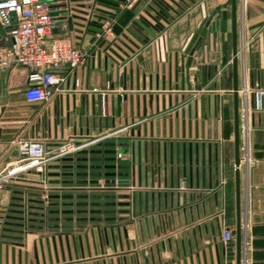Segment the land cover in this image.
<instances>
[{
    "label": "crops",
    "instance_id": "1",
    "mask_svg": "<svg viewBox=\"0 0 264 264\" xmlns=\"http://www.w3.org/2000/svg\"><path fill=\"white\" fill-rule=\"evenodd\" d=\"M52 1L54 33L88 57L55 69L63 91L46 105L24 101L26 68L0 69V173L14 166L17 136L82 147L0 190V264H235L230 0H134L141 23L118 35L74 15L99 22L126 9L123 0ZM237 20L239 86L252 70L264 89V0H237ZM253 114L240 130L251 160L240 164L243 264H264V95ZM112 178L129 182L104 183Z\"/></svg>",
    "mask_w": 264,
    "mask_h": 264
},
{
    "label": "built area",
    "instance_id": "2",
    "mask_svg": "<svg viewBox=\"0 0 264 264\" xmlns=\"http://www.w3.org/2000/svg\"><path fill=\"white\" fill-rule=\"evenodd\" d=\"M126 9L131 8L134 0H123ZM52 0H0V24L6 35L7 41H0V69L13 66H22L27 69L26 85L22 96L26 103L46 105L57 93L63 91L65 77L55 69L66 66L69 70L85 63L88 55L66 35L53 32L59 19L52 15L55 11ZM116 10H113L115 12ZM92 15H90L89 19ZM100 34L112 35L113 16H99ZM91 20V19H90ZM246 106L240 114L243 123L240 130H247L253 111L261 108V97L264 89L256 85L241 87ZM252 91V92H251ZM250 95H253V105H250ZM249 101V102H248ZM252 111H249L250 109ZM82 146L61 142L52 148L47 147L44 137L23 138L17 136L10 141L9 151L16 154L14 166L0 173V190L4 189L18 173L34 172L44 175L48 164L53 160L61 159L78 151ZM242 148V147H241ZM121 156V153H118ZM241 163L246 162L249 167L251 160L241 155ZM43 183V182H42ZM45 186V185H44ZM48 187H41L45 192L44 199H48ZM43 194L41 193V196ZM244 228V227H243ZM233 239L232 232L224 228L222 240L226 244ZM243 239V259L244 246Z\"/></svg>",
    "mask_w": 264,
    "mask_h": 264
},
{
    "label": "water",
    "instance_id": "3",
    "mask_svg": "<svg viewBox=\"0 0 264 264\" xmlns=\"http://www.w3.org/2000/svg\"><path fill=\"white\" fill-rule=\"evenodd\" d=\"M139 2V1H138ZM138 2L133 5L129 9H124L122 12H120L119 15L115 12H109L108 14L116 17L115 21L112 24V32L116 35L121 34L123 30L128 26L132 25L133 23H141V17H135V9L138 5ZM230 7H231V73H232V89L228 91L233 98V143H234V172L232 181L234 183V199H235V235H234V242H235V264H242L243 259V239H244V228L242 223V215H241V172H240V164H241V145H240V99H239V91L241 90L239 86L240 77H241V70L239 66V40H238V20H237V0H230ZM116 11H118L117 8H115ZM84 15H89L86 11H81ZM52 15H56V11L51 12ZM75 17L81 18L85 23H99L97 21L90 20L89 17L85 16H77ZM83 25L82 23H80ZM100 25V23H99ZM260 25V24H258ZM127 30V29H126ZM205 28H203L200 31V34L204 33ZM56 31V29H53V32ZM198 32L194 33L192 38L190 39V42L188 46L185 49V53L188 54L187 59L185 63L182 65V68L184 69V65L188 67L191 64L192 57L191 54L193 53L194 49L196 48L198 44ZM103 43V42H102ZM184 71H182L183 73ZM248 85L249 87H254V79H253V72L252 70L248 71ZM99 105L102 106V96L98 97ZM117 105L120 106V100H117ZM250 105H253V95H250ZM118 114L120 112L118 111ZM142 115H146L145 109L142 111ZM254 117V114H251V119ZM190 151V148H189ZM110 153H114V150L109 151ZM13 154H16V151L13 152ZM71 158H67V160H70ZM111 159V158H109ZM188 169L190 172L191 169V158L189 155V161H188ZM115 165H105V168H114ZM185 168H183V171ZM116 173L114 172H104L101 174L102 176H115ZM100 175V174H98ZM96 183L98 180L95 181ZM129 182L128 179H106L104 183L106 184H127ZM95 189H116V187H94ZM37 195H40L39 193Z\"/></svg>",
    "mask_w": 264,
    "mask_h": 264
},
{
    "label": "rangeland",
    "instance_id": "4",
    "mask_svg": "<svg viewBox=\"0 0 264 264\" xmlns=\"http://www.w3.org/2000/svg\"><path fill=\"white\" fill-rule=\"evenodd\" d=\"M101 187V186H100Z\"/></svg>",
    "mask_w": 264,
    "mask_h": 264
}]
</instances>
